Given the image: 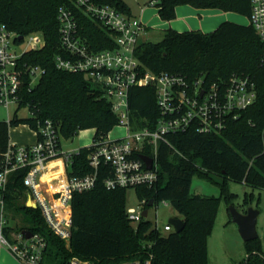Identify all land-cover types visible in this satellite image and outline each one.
I'll return each mask as SVG.
<instances>
[{"label": "trees", "instance_id": "obj_1", "mask_svg": "<svg viewBox=\"0 0 264 264\" xmlns=\"http://www.w3.org/2000/svg\"><path fill=\"white\" fill-rule=\"evenodd\" d=\"M96 1L130 14L124 0ZM154 4L163 20L174 19L181 4L236 11L248 18L251 14V0H156ZM61 6L76 9L92 47L115 45L110 32L74 7L72 0H0V22L20 34L41 32L45 38L44 47L28 51L21 58L26 67L39 65L45 69L33 85L26 68L22 71V99L18 108L28 106L35 117L19 118L16 114L10 121H0V160L8 149L12 126L35 127L36 120L49 118L59 124L63 138L93 129V140L97 142L119 124L111 103L94 82L83 73L65 71L56 65L55 56L60 52L57 15ZM137 55L145 68L154 73L167 71L191 79L203 77L208 82L227 79L233 73L250 75L256 83V101L221 133L189 130L169 134L170 143L160 144L159 180L153 187L138 186L136 192L139 200L146 199L147 205L151 199L156 204L170 202L186 222L180 232L162 234L149 219L136 224L130 221L127 188L108 189L104 180L109 165L101 163L96 186L73 193L72 235L67 242L48 227L39 208L26 205L23 182L26 169L12 172L6 191L8 210L12 218L23 213L29 221L27 228L45 236V264H67L76 257L109 264L145 257L146 251L153 253L152 264H211L208 237L215 225L220 197L193 193L194 177L208 178L219 185L231 203L234 193L229 189V181L264 189V66L261 62L264 42L252 24L226 20L210 32H180L171 28L161 41L141 42ZM129 104L135 128L155 126L159 109L153 85L132 87ZM94 148L95 143L83 146L72 155L70 175H84L93 170L89 155ZM245 243L247 257L235 264H264L260 236Z\"/></svg>", "mask_w": 264, "mask_h": 264}, {"label": "built area", "instance_id": "obj_2", "mask_svg": "<svg viewBox=\"0 0 264 264\" xmlns=\"http://www.w3.org/2000/svg\"><path fill=\"white\" fill-rule=\"evenodd\" d=\"M72 3L108 30L115 45L102 49L92 47L83 33L76 9L61 6L57 15L60 52L55 56L56 65L65 71L83 73L94 82L118 115V125L125 126L127 133L120 138L108 135L100 141L93 140L95 148L89 155L93 170L84 175L69 174L72 155L79 149H63L60 126L52 119H38L35 127H30L36 135L34 142L20 144L10 140L0 160V254L6 249L22 264H45L47 240L40 232L32 231V235L27 237L25 230L30 229L10 223L15 218L8 210L6 191L12 172L26 169L23 178L26 205L30 203L31 207L39 208L48 227L69 242L73 225V193L96 186L101 163L109 165V174L104 180L108 189L153 187L161 173L160 144L170 143L169 134L189 130L221 133L257 98L256 83L247 74L233 73L227 79L208 82L203 77L191 79L167 71L152 72L145 68L137 55L141 36L146 30L140 18L96 0H72ZM249 20L264 42V0H251ZM44 45L45 38L41 32L24 35L0 22V104L7 107L20 105L23 69L26 68L31 77L30 85L43 75L44 68L39 65L26 67L21 58L28 51ZM261 62L264 66V56ZM147 85L156 88L159 117L153 128H135L130 117L129 92L134 86ZM32 115L35 117L33 112ZM141 155L152 158L151 167ZM58 159L63 161V175L52 181L45 179L51 172V163ZM146 207V199L139 200L137 206L127 208L128 219L135 224L148 219L143 215ZM151 222L162 234L175 231L170 222L163 228L158 227L157 222ZM146 253L145 257L109 264H152L153 253ZM67 264L99 263L76 257Z\"/></svg>", "mask_w": 264, "mask_h": 264}, {"label": "rangeland", "instance_id": "obj_3", "mask_svg": "<svg viewBox=\"0 0 264 264\" xmlns=\"http://www.w3.org/2000/svg\"><path fill=\"white\" fill-rule=\"evenodd\" d=\"M130 7V10L139 14L140 7L146 5L149 8L153 7L156 0H124ZM235 19H227L240 24H249L250 20L247 16L236 12ZM239 20V21H238ZM146 34H142L141 41H161L165 32L157 29L153 25L148 27ZM19 118L32 117V112L28 106L18 108L17 104H11L10 107L0 104V121H9L15 115ZM127 133L126 127L123 125H116L110 132L109 136L112 138H120ZM94 132L92 129L81 130L72 138H62L63 149L76 150L83 146L93 144ZM35 135L32 129L27 124H19L12 126L10 129V139L12 142L22 144L24 140H33ZM61 163V159H58ZM229 189L234 193L232 203L228 201L226 195L222 194L221 188L216 183L208 178L195 176L192 182L191 191L195 194L206 196L220 197L219 205L215 218V225L208 237V255L211 264H235L247 257L246 243L240 234L238 224L233 221L230 206H235L239 211L244 212L248 207H255L259 209L257 230L262 240L264 249V189L253 188L243 182L229 181ZM127 208L137 206L139 204V197L136 188H127ZM247 198L248 203H245ZM174 217L182 218L181 213L168 201H161L157 205L149 208L148 219L157 222L158 227L163 228L169 220ZM12 225H20V227H29L28 218L23 213L16 215L15 219L10 222ZM0 264H22L15 259L5 249L0 254Z\"/></svg>", "mask_w": 264, "mask_h": 264}, {"label": "crops", "instance_id": "obj_4", "mask_svg": "<svg viewBox=\"0 0 264 264\" xmlns=\"http://www.w3.org/2000/svg\"><path fill=\"white\" fill-rule=\"evenodd\" d=\"M151 1H154V0H151ZM140 8L141 9L139 11V14H135L130 10V15L140 18L144 22V24L146 25V30L144 34L149 32L148 27L150 25L157 27V29L163 30L165 33H166V30L171 29V28L174 30L180 31V32L187 31V30H200L203 32H210V31L215 30L222 22L226 21L227 19H235L234 13H231L229 11H225L219 8H196L190 4L178 5L176 8L177 15L172 20H163L160 17L158 13V8L155 6V4H153V7L151 8H149L146 5ZM35 140H36V135H35V138L31 141L24 140L23 144L32 143ZM61 163H62V160H61ZM61 163L58 162V160H56L55 162H52V165H51L52 169L50 173L54 171L53 168L56 170L58 169V171H61V168H60Z\"/></svg>", "mask_w": 264, "mask_h": 264}, {"label": "water", "instance_id": "obj_5", "mask_svg": "<svg viewBox=\"0 0 264 264\" xmlns=\"http://www.w3.org/2000/svg\"><path fill=\"white\" fill-rule=\"evenodd\" d=\"M141 158L147 163L148 167L152 166V158L150 156L141 155ZM153 205H154V199H151L148 202L147 207L143 211L144 216L146 217L148 216L149 207ZM28 206H31V204L28 203ZM230 212H231L233 221H235L238 224L240 234L243 237L245 242L254 240L259 237V233L257 230L258 215L260 213L259 209L251 206V207H248L246 211L241 212L235 206L231 205ZM169 222L175 226L176 232L182 231L186 225L184 218H179V217L171 218ZM25 234L27 237H30L32 235V231L25 230Z\"/></svg>", "mask_w": 264, "mask_h": 264}, {"label": "bare ground", "instance_id": "obj_6", "mask_svg": "<svg viewBox=\"0 0 264 264\" xmlns=\"http://www.w3.org/2000/svg\"><path fill=\"white\" fill-rule=\"evenodd\" d=\"M62 160V159H61ZM55 162V161H54ZM51 165H52V163H51ZM52 167V166H51ZM61 171H58V169L56 170V169H54L55 171L54 172H52V173H49V174H47L46 176H45V179H48L49 181H52V180H55V179H57L60 175H63V161H62V163H61Z\"/></svg>", "mask_w": 264, "mask_h": 264}]
</instances>
